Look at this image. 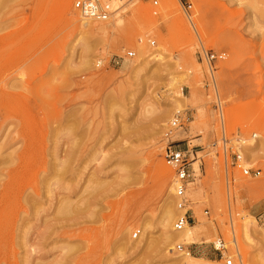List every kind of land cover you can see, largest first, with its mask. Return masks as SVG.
Listing matches in <instances>:
<instances>
[{
    "label": "rangeland",
    "instance_id": "374dc122",
    "mask_svg": "<svg viewBox=\"0 0 264 264\" xmlns=\"http://www.w3.org/2000/svg\"><path fill=\"white\" fill-rule=\"evenodd\" d=\"M75 1L0 0V264H180L176 245L224 264L217 240L232 264H264V0H135L86 22L93 37ZM205 54L223 56L212 72ZM168 146L193 170L195 241L161 221ZM235 152L260 174L231 168Z\"/></svg>",
    "mask_w": 264,
    "mask_h": 264
},
{
    "label": "built area",
    "instance_id": "2783aa9c",
    "mask_svg": "<svg viewBox=\"0 0 264 264\" xmlns=\"http://www.w3.org/2000/svg\"><path fill=\"white\" fill-rule=\"evenodd\" d=\"M135 0H77L73 4L74 10L77 12L81 20L89 23H106L119 13V11L133 3ZM152 6L157 5L156 0H151ZM190 9V5H187V8L184 10L187 12ZM149 45L153 46L154 42L149 41ZM134 57L133 52H127L126 58L131 59ZM222 55H213L205 54L203 56L204 62L208 67L209 72H212L215 61L222 59ZM200 60L201 57L199 56ZM178 116H175L174 120L171 122V128L176 127L178 124ZM227 141L224 136H222V152H223V161L225 166L228 161V154L225 148ZM186 153L174 147L168 146L164 150V162L173 171V195L176 200V207L181 213L180 216L176 219L174 223V229L180 231L186 226L189 227L191 223L190 217L188 216L189 210H187V189L191 183L193 177V170L191 168L190 162L186 158ZM231 168H237L241 171L243 176H253L257 177L260 173L259 171H251L249 168H245L242 164V156L239 152H235L229 156ZM255 222L264 229V213L258 214L254 218ZM139 235V231H136L132 234V238L136 239ZM234 241V240H233ZM213 252L217 254L218 260H224V264H232L230 258L226 256L224 243L221 240H217L215 244L212 245ZM176 250L181 254L186 253L188 255L191 252L188 249H185L182 245H176Z\"/></svg>",
    "mask_w": 264,
    "mask_h": 264
},
{
    "label": "bare ground",
    "instance_id": "6f19581e",
    "mask_svg": "<svg viewBox=\"0 0 264 264\" xmlns=\"http://www.w3.org/2000/svg\"><path fill=\"white\" fill-rule=\"evenodd\" d=\"M190 22V21H189ZM86 22L84 21V22H82V24H81V31H80V33H81V35L82 36H96V35H102L103 33H104V28L103 27H101V28H95V29H88L87 28V30H84L83 28H85L84 26L86 25L85 24ZM80 30V29H79ZM89 38L87 37V40H88ZM89 41V40H88ZM87 41V42H88ZM85 42V41H84ZM84 46H85V48L86 49H88L89 48V46H88V43H85L84 44ZM139 52H140V50H139ZM29 143V142H28ZM25 144H26V142H25ZM28 145V144H27ZM32 146V145H31ZM31 148V147H30ZM25 149V148H24ZM29 154V153H28ZM29 156V155H28ZM28 160V159H27ZM26 160V162H28ZM25 162V161H24ZM23 164V163H22ZM157 166H158V168H159V170L163 173V174H166L167 172H168V168L163 164V163H160V162H158V164H157ZM20 167V166H19ZM91 179V178H90ZM94 183H95V181H94ZM98 183V182H97ZM88 184H92V181L91 180H88ZM97 184H95V186H96ZM164 186V185H163ZM162 186V187H163ZM245 186H248V184L246 183L245 184ZM101 187V186H100ZM100 187L98 188V186L96 187V190H97V188L98 189H100ZM95 191V190H94ZM93 191V192H94ZM171 191H172V189H171ZM175 199V198H174ZM3 203H1V201H0V230H1V228H2V218H4V215L6 214L5 213V210H4V208H5V206L3 207V205H2ZM170 204H168L167 206H165L164 208H163V215H162V218H161V221H162V223H164V226L166 227V228H168L169 229V235H168V237H167V240L168 241H174V240H176V241H183V240H188V241H195V238H194V232H193V228H189L188 226H186L184 229H182V230H180V231H176L174 228L172 229V220L174 219V212H179V210L177 209V207L175 206V208H173V206L171 205V206H169ZM33 207V206H32ZM35 207V206H34ZM33 207V208H34ZM37 208V207H36ZM246 218V217H245ZM247 219V218H246ZM4 220V219H3ZM249 221L250 220H248L247 222H248V224H249ZM245 224H246V222H245ZM249 225H247L246 227H244L245 228V232H246V234L250 231V226L248 227ZM2 232H0V234H1ZM185 243V242H184ZM28 248V247H27ZM28 250V249H27ZM30 251V249L28 250V252ZM31 252V251H30ZM0 253H2V252H0ZM32 253V252H31ZM180 253V252H179ZM1 255V254H0ZM190 256L188 255V254H186V253H183L182 254V256H181V259H180V264H197V263H199L200 261H190V258H189ZM196 262V263H195ZM204 264L205 262H201V264ZM200 264V263H199Z\"/></svg>",
    "mask_w": 264,
    "mask_h": 264
},
{
    "label": "crops",
    "instance_id": "0c3cea01",
    "mask_svg": "<svg viewBox=\"0 0 264 264\" xmlns=\"http://www.w3.org/2000/svg\"><path fill=\"white\" fill-rule=\"evenodd\" d=\"M215 256H217V255L215 254Z\"/></svg>",
    "mask_w": 264,
    "mask_h": 264
}]
</instances>
